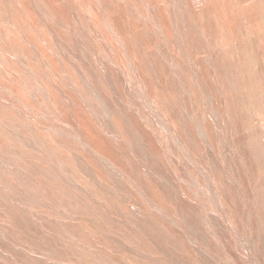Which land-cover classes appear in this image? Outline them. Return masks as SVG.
I'll list each match as a JSON object with an SVG mask.
<instances>
[{
    "label": "rangeland",
    "instance_id": "1",
    "mask_svg": "<svg viewBox=\"0 0 264 264\" xmlns=\"http://www.w3.org/2000/svg\"><path fill=\"white\" fill-rule=\"evenodd\" d=\"M0 264H264V0H0Z\"/></svg>",
    "mask_w": 264,
    "mask_h": 264
}]
</instances>
